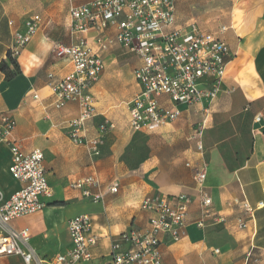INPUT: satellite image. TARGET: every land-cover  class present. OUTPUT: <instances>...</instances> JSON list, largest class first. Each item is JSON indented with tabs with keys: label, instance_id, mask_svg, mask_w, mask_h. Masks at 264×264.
<instances>
[{
	"label": "crops",
	"instance_id": "0c3cea01",
	"mask_svg": "<svg viewBox=\"0 0 264 264\" xmlns=\"http://www.w3.org/2000/svg\"><path fill=\"white\" fill-rule=\"evenodd\" d=\"M94 1L0 0V64L8 62L13 33L27 18L33 15L42 17L38 36L18 59L21 73L7 81L0 71V113H10L17 120L14 135L25 151L41 149L44 152L49 183L54 190V198L47 208L17 219L30 226H17L14 222L13 226L30 229L32 247L37 238H47L52 233L54 224L65 223L68 230L67 223L71 218L90 214L94 231L100 239L94 249L95 259L89 264H103L119 234L132 226L146 224L148 216L140 209L146 196L187 194L196 200L201 188L195 181L193 168L186 164L190 163L192 167L205 164V189L211 194L215 208L225 211L229 200L244 193L256 209V229L240 230L235 226L239 210L228 225L211 223L207 229H199L195 225L200 218L197 199L190 208L184 238L161 247L164 263L255 264L247 263L246 255L252 250L255 256L264 257V0H234L235 8L239 2L246 3L242 11L251 18L250 31L260 33L254 41L256 55L251 58L249 69L235 67L238 58H233L217 98L212 103L181 106L179 121L157 130L174 135L164 140L149 139V153L140 160L133 159L132 163H127L125 157L131 152L134 141L140 139H135L137 132L130 127L128 109V102L139 91L134 71L140 63L135 54L118 46L100 53L105 70L92 88L99 115L88 122L86 134L97 136L104 118L112 120L116 128L105 135L99 157L90 156L86 146L75 144L69 138L67 125L79 116V105L68 103L61 109L54 105L49 74L64 77L73 71V66L69 59L54 56L51 49L55 43L70 45L75 41L70 9ZM183 1L179 0L177 7L179 20H184L180 11ZM63 5L69 7L65 25L60 19L64 17L59 13ZM229 29L235 28L231 26ZM54 31L56 38L52 35ZM113 34L114 31H109L106 35ZM96 35L90 32L88 38L91 47L98 51ZM225 38L233 49V36L225 34ZM240 75L247 76L248 82L241 80ZM245 83L247 87H244ZM219 100L221 107L213 114L215 106L212 104ZM257 117L261 120L258 121ZM202 120H206V127L203 136L205 152L201 155L189 137L193 126ZM10 164L11 152L0 142V185L6 197L21 187L17 182V187L12 189L1 178L4 170L9 172ZM89 177H94L99 186L88 184L80 189L73 186L78 180ZM113 183L119 184L115 194L109 191ZM86 190L94 195L100 194L101 201L96 203L85 197ZM58 202L63 205H55ZM261 203L263 206H259ZM52 239L49 253L59 247L57 255L64 254L72 247L70 235L69 239L66 235L65 240L59 242Z\"/></svg>",
	"mask_w": 264,
	"mask_h": 264
},
{
	"label": "built area",
	"instance_id": "2783aa9c",
	"mask_svg": "<svg viewBox=\"0 0 264 264\" xmlns=\"http://www.w3.org/2000/svg\"><path fill=\"white\" fill-rule=\"evenodd\" d=\"M178 3L179 0H96L70 9L75 41L70 45L55 43L53 53L68 58L73 71L64 77L50 73L49 80L57 109L68 103L79 105V116L67 125L68 135L75 144L86 146L90 156L101 155L105 135L116 128L112 120L104 118L97 136L86 134L88 122L99 115L92 88L105 70L100 53L108 48L118 46L139 59L134 71L139 91L128 102L129 124L134 132L149 133L172 125L181 118V106L212 103L217 98L233 59L232 48L225 38L230 27L220 26L212 31L202 28L193 18L179 20ZM41 24L40 15L24 21L13 33L7 59L21 57ZM109 31L114 34L106 35ZM90 32L97 34L98 51L91 47ZM205 127L206 120L196 123L189 137L201 155L205 152ZM16 128L17 120L10 113H0V142L11 152L9 173L21 184L9 197L0 185V258L16 256L24 264H44L30 245V229L15 228L13 222L47 208L54 190L49 183L44 152L25 151L14 135ZM186 165L193 168L195 181L201 188L197 198L200 218L195 222L199 229L205 230L211 223L228 225L237 210L235 226L240 230L256 229V209L244 193L229 200L225 211H218L205 189L206 165ZM88 184L99 186L94 177L78 180L73 186L80 189ZM118 190V183L109 186L111 193ZM85 197L96 203L102 199L100 194L94 195L89 190L85 191ZM196 200L187 194L146 196L140 203V209L148 216L146 224L132 226L119 234L103 264H165L161 247L184 238L190 208ZM67 225L72 247L57 255L53 264L92 263L100 239L94 231L92 216L87 213L75 216ZM246 262L264 264V257L255 256L251 250Z\"/></svg>",
	"mask_w": 264,
	"mask_h": 264
},
{
	"label": "rangeland",
	"instance_id": "374dc122",
	"mask_svg": "<svg viewBox=\"0 0 264 264\" xmlns=\"http://www.w3.org/2000/svg\"><path fill=\"white\" fill-rule=\"evenodd\" d=\"M235 3L236 2L234 0H184L180 11L184 20L193 18L202 28L207 30L216 31L220 26H234L235 29H229L226 35L231 34L233 36V39L231 40L233 41V58H238L234 64L235 67L244 69L250 66L249 64L251 58L255 57L256 55L254 41L256 38L260 37V33L255 34L256 31H250L251 18L247 17L246 12L242 11V7L247 6L246 3L243 2L241 4L239 2L236 8L234 7ZM68 8V5H63L61 7L62 11H59L62 17H64L60 18L63 21V25L66 23L65 15L68 13ZM52 35H54L53 38H56L55 31L52 33ZM36 36H38V34ZM51 51H53V49H51ZM52 54L61 60L68 59L66 57H58L56 53ZM42 56L43 55H41V57ZM242 75L240 76L242 77ZM241 80L248 82V77L244 76L241 78ZM244 87H247V83H245ZM212 105L215 106V111L213 114H216V110H219L221 107V101H215ZM135 135L137 136L135 137L136 140L138 137H140V139L134 141L135 144H133L131 147V152L129 154L127 153V156L125 157L127 163H132L133 159L140 160L144 157V155L149 153L148 149L150 147L147 144L149 139L160 138L164 140L165 138L174 135V133L154 131L149 133H136ZM1 178L10 184L12 189L17 187V181L11 177L8 171L4 170L3 173H1ZM14 224L17 226H21L23 224L30 226L28 222L23 220H16L14 221ZM51 232L52 233H50L47 238L39 237L34 242H32V247L34 248L38 258L43 260L44 264H53V261L59 250L58 247L57 251H50V253L48 252L49 247H51V237L53 238L52 240L57 239L58 242L65 240L66 235L69 239V234L65 223L58 226L54 224ZM0 264H24V262L20 257H2L0 258ZM36 264H39V262Z\"/></svg>",
	"mask_w": 264,
	"mask_h": 264
},
{
	"label": "trees",
	"instance_id": "16d2710c",
	"mask_svg": "<svg viewBox=\"0 0 264 264\" xmlns=\"http://www.w3.org/2000/svg\"><path fill=\"white\" fill-rule=\"evenodd\" d=\"M12 67V68H11ZM0 71L5 74L7 81L13 80L21 73V68L18 60L8 56V62L2 61L0 64ZM55 205H63L62 202L55 203Z\"/></svg>",
	"mask_w": 264,
	"mask_h": 264
}]
</instances>
